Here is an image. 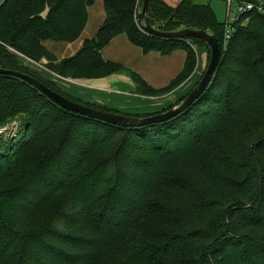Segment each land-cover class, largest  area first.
Returning a JSON list of instances; mask_svg holds the SVG:
<instances>
[{"label":"trees","instance_id":"16d2710c","mask_svg":"<svg viewBox=\"0 0 264 264\" xmlns=\"http://www.w3.org/2000/svg\"><path fill=\"white\" fill-rule=\"evenodd\" d=\"M103 1L106 17L98 33L75 55L59 58L45 43L78 40L96 0H5L0 67L86 106L134 117L159 113L84 102L30 72L11 51L73 80L125 72L135 92L148 97L167 95L192 76L198 56L191 42L209 48L206 42L145 32L138 22L143 0ZM150 1L152 25L218 37L222 57L210 89L167 122L124 128L71 112L27 82L0 74V131L20 125L18 137L0 136V264H264V14H241L225 45L227 26L212 0ZM121 34L144 53L184 50L183 69L166 86H152L134 69L103 57ZM57 114L68 119L61 136L62 127L53 124ZM102 144L100 152L111 153L79 173ZM104 184L110 187L100 197ZM65 190L69 196L57 198ZM74 197L84 205L62 210Z\"/></svg>","mask_w":264,"mask_h":264},{"label":"crops","instance_id":"0c3cea01","mask_svg":"<svg viewBox=\"0 0 264 264\" xmlns=\"http://www.w3.org/2000/svg\"><path fill=\"white\" fill-rule=\"evenodd\" d=\"M105 17L104 1L96 0L89 8L87 27L78 40L72 43L50 40L45 44L59 58L75 55L81 50L86 40L93 38L98 33ZM191 44L197 52L198 63L195 72H198L207 62L208 49L206 46L194 42H191ZM102 55L108 61L120 63L127 68H133L154 87L166 86L183 69L186 61V52L181 49L165 56L157 52L144 53L125 34L114 38L102 50ZM24 58L29 59L26 56ZM34 64H36V67L33 68L37 70L38 67H42L45 70L44 72H46L44 74L47 78L53 80L62 90L70 95L84 102L129 114H149L163 111L177 97L183 96V94L188 92L193 83H191V80H193L191 76L170 95L156 98L137 94L135 92V82L125 72L116 73L104 78L73 80L48 70L41 63L34 62ZM27 66L31 67L32 65L30 63ZM175 95L176 97L173 99Z\"/></svg>","mask_w":264,"mask_h":264},{"label":"water","instance_id":"95a60500","mask_svg":"<svg viewBox=\"0 0 264 264\" xmlns=\"http://www.w3.org/2000/svg\"><path fill=\"white\" fill-rule=\"evenodd\" d=\"M150 4V0H143V6L138 14L139 25L145 32L154 37L166 40H180L185 38L200 39L206 42L210 48L209 64L201 81L193 88V90L185 97L183 101L166 111L159 112L147 117H134L121 113L104 111L101 109L86 106L82 103L75 102L49 88L38 79L20 71L0 67V74L16 77L27 82L28 84L41 91L44 95L61 105L63 108L71 112L80 114L90 119L102 121L110 125L127 128L144 127L151 124L167 122L187 111L210 89L221 63L222 47L220 40L215 34H212L203 29L186 27L176 31H166L152 25L150 16L148 14Z\"/></svg>","mask_w":264,"mask_h":264},{"label":"rangeland","instance_id":"374dc122","mask_svg":"<svg viewBox=\"0 0 264 264\" xmlns=\"http://www.w3.org/2000/svg\"><path fill=\"white\" fill-rule=\"evenodd\" d=\"M5 0H0V5L4 2ZM255 1H258V0H255ZM238 5H239V2L238 1H234V3H233V5H232V8H231V14L229 15V4H228V0H212V7H213V9H214V11L216 12V14H217V17H218V20L220 21V22H222V23H224V24H226V26H228V23L230 22V23H232L233 22V18L236 16V9H237V7H238ZM244 24H246L245 22H244ZM243 24V25H244ZM230 27V26H229ZM232 35V34H231ZM231 39V38H230ZM229 39V40H230ZM236 44L237 43H239V40H237L236 42H235ZM199 45H202V43H200ZM204 46V45H203ZM207 47V46H206ZM207 49H208V56H207V62H206V64L198 71V72H195L194 71V73L192 74V77H193V80H191V83H192V85H191V89L188 91V92H186L185 94H183V96H179V97H177L174 101H173V103L172 104H170V106H169V108L170 107H172V106H175L180 100H182L183 98H185L192 90H193V88L201 81V79H202V77L204 76V73H205V71H206V69H207V66H208V64H209V59H210V50H209V48L207 47ZM11 51L12 52H14V53H16V55H17V57L20 59V61H22L21 63L25 66V68L26 69H28L30 72H32V73H36V74H38V75H42L43 77H46L47 78V76L44 74V73H46V72H44L45 70L42 68V67H38L37 68V70H36V68H33V67H36L35 65L36 64H34V62L35 63H39V62H36V61H31V60H29V59H27V58H24V56H22V54H20V53H17L16 51H14V50H12L11 49ZM31 63V67L30 66H27V65H29ZM41 65H44L43 63H41ZM44 67H46L45 65H44ZM228 67V64L227 65H225V68H227ZM48 69V68H47ZM133 69V68H132ZM49 70V69H48ZM48 73H50V71H48ZM223 76H227L228 74L226 73V72H223V74H222ZM53 81V80H52ZM176 90V89H175ZM174 92V91H173ZM173 92H171V93H173ZM171 93H169V94H167V95H163V96H161L160 98H162V97H165V96H168V95H170ZM177 95V94H176ZM176 95L175 96H173V99H174V97H176ZM156 98H158V97H156ZM225 104V99H223L222 100V102H221V104L220 105H224ZM217 110V109H216ZM214 114V113H213ZM212 114V115H213ZM59 115H61V114H57L56 115V117H58V118H56V121L55 122H53V124L54 125H58V126H61L62 127V130H61V132H60V136L61 135H64L65 134V130H63V129H65L66 127H67V123H68V119H63V118H59ZM209 116L210 118H209V122L211 123V121L213 120V118H214V115L213 116ZM19 128H20V125L18 126V125H16V124H14V125H12V126H9V127H7V128H5V129H3V130H1L0 131V136H1V134L3 135V137H5V138H8V137H18V135H19ZM119 135L116 137V138H114V139H112L109 143H110V149H111V147L113 146V144L115 143V142H117L118 141V139H119ZM105 144V143H104ZM104 144H102L101 146L99 145L98 146V148H96V149H94L93 150V152L89 155V157L88 158H86L85 160H84V162H83V164L80 166V168H79V173H81L85 168L87 169L88 167H90L91 165H94V164H97V163H99V161H100V158H103V157H106L107 155H109L110 153H111V150L109 149V151L107 152V153H104V152H100V147H102ZM77 149V148H76ZM105 149H107V147L105 148ZM76 152V150L74 151V153ZM70 170L72 171V166H71V168H70ZM114 171V170H113ZM112 170H110V172H109V175L112 177V178H114L115 177V174H114V172H113ZM109 187H110V184H104L103 186H102V188L100 189V197H102V194L104 195V194H106L107 193V191H108V189H109ZM69 192L67 191V190H65V191H62L60 194H59V197H57V198H59V199H64V198H67L68 196H69ZM77 194L80 196V197H82V190H79V192H77ZM82 205H84V204H82V202L80 201V199H78V198H76V197H74V198H71L70 199V201L69 202H67L63 207H62V210H67V211H72V210H74V209H76V208H78V207H80V206H82ZM46 222H48L47 220H46ZM61 222V221H60ZM63 222V221H62ZM52 225H53V223H52Z\"/></svg>","mask_w":264,"mask_h":264},{"label":"built area","instance_id":"2783aa9c","mask_svg":"<svg viewBox=\"0 0 264 264\" xmlns=\"http://www.w3.org/2000/svg\"><path fill=\"white\" fill-rule=\"evenodd\" d=\"M235 0H228L229 4V15L231 14V8ZM257 11L264 14V0H258L255 2L240 3L236 9V16L233 18V22L238 21L241 14ZM232 22V23H233ZM232 23H228L225 35V45H227L233 31ZM230 26V27H229Z\"/></svg>","mask_w":264,"mask_h":264}]
</instances>
